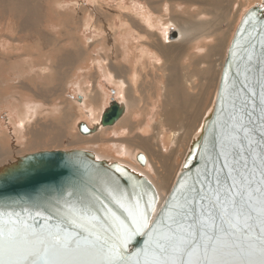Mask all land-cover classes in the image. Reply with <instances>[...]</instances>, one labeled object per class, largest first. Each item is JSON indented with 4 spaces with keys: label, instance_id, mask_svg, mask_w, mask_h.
Here are the masks:
<instances>
[{
    "label": "bare ground",
    "instance_id": "6f19581e",
    "mask_svg": "<svg viewBox=\"0 0 264 264\" xmlns=\"http://www.w3.org/2000/svg\"><path fill=\"white\" fill-rule=\"evenodd\" d=\"M41 1L0 0V16L7 20L6 33L0 28V42L8 51L5 56L0 49V86L7 82L2 71L19 79L9 85V93L0 92V115L2 109L9 113L6 125L0 120V156L18 147L55 149L49 147L69 137L72 148L90 150L97 158L117 160L145 175L157 190L159 206L180 171L191 139L213 107L214 97L209 107L208 92L212 85H218L228 47L219 23L229 18L234 0H146L145 15L135 13L134 7L123 1L111 7L104 4L105 0H92L88 8L84 2L50 0L49 7L67 15L70 23L66 25L69 18L58 25L49 23L48 29L58 28L50 29L48 37L60 36L70 25V46L46 51L39 59L20 60V54L9 55L10 51L28 48L18 38L25 39L34 32L45 37L35 29L33 17L39 14ZM239 1L237 11L248 0ZM79 25L96 32L92 45L97 53L89 56L85 65L79 46L82 41L75 34ZM172 31L176 37L170 38ZM19 32L24 33L19 36ZM79 59L82 66H77ZM103 79L116 87V101L124 104L125 112L115 124L90 135L71 131L79 132V120L88 125L98 122L109 100ZM70 89L75 94L71 95ZM139 152L146 158L144 166L136 158Z\"/></svg>",
    "mask_w": 264,
    "mask_h": 264
},
{
    "label": "snow or ice",
    "instance_id": "6c2138e0",
    "mask_svg": "<svg viewBox=\"0 0 264 264\" xmlns=\"http://www.w3.org/2000/svg\"><path fill=\"white\" fill-rule=\"evenodd\" d=\"M261 89L259 124L249 127L251 113L247 122L230 116L211 170L181 182L168 211L153 218L152 203L130 204L116 188L106 191L126 211L123 219L94 193L75 189L34 205L44 208L34 217L0 211V264H264ZM137 237L147 239L133 248Z\"/></svg>",
    "mask_w": 264,
    "mask_h": 264
},
{
    "label": "water",
    "instance_id": "95a60500",
    "mask_svg": "<svg viewBox=\"0 0 264 264\" xmlns=\"http://www.w3.org/2000/svg\"><path fill=\"white\" fill-rule=\"evenodd\" d=\"M168 36L176 37V32L172 31ZM262 68L264 0L241 14L227 47L213 107L204 117L199 133L191 139L180 171L159 206L157 190L145 175L117 160L97 158L90 150L55 148L22 153L0 163V211L19 213L25 218L34 217L36 211L44 212L43 207L34 205H43L75 189L94 193L123 219L127 213L106 191L111 188L123 193L130 204L137 200L142 207L152 203L153 218L161 210L168 211L166 204L179 201V193L175 201L171 194L181 182L192 184L198 176L203 178L205 172L211 170L215 157L221 151V130L230 116H244V122H247L245 113H251L252 124L249 127L259 124L261 85L264 84ZM252 92L256 95L253 96ZM124 112V104L111 99L97 123L88 125L79 120L76 127L83 135L91 134L103 126L115 124ZM136 158L141 166L145 165L146 158L142 152ZM145 239L137 237L132 242L133 248L141 247Z\"/></svg>",
    "mask_w": 264,
    "mask_h": 264
},
{
    "label": "rangeland",
    "instance_id": "374dc122",
    "mask_svg": "<svg viewBox=\"0 0 264 264\" xmlns=\"http://www.w3.org/2000/svg\"><path fill=\"white\" fill-rule=\"evenodd\" d=\"M49 1L50 0H42L41 1V9H40V11H39V14H37V15H35V16H33L34 17V20H35V23H36V26H35V29L36 30H40V33L41 34H43V35H45V37L44 38H41L40 36H39V34L38 33H36V32H34L33 34H31V36L30 37H25V39H21V38H18L17 39V41L19 42L20 41V43H23L24 42V45L25 44H27L28 45V48H26V46H25V49H23L22 51L21 50H18V51H10L11 53L9 54V55H19L20 54V56L21 57H19L20 58V60H21V58L23 57V58H26V57H30V58H37V59H39L38 58V56H41V54L42 53H44V52H46V51H55V50H58V51H61V50H65L68 46H70V44L72 43V39L71 40H68V37H69V34H68V30H69V28H70V25L69 26H66V27H64L62 30H61V35L60 36H58V37H55V38H53L52 40H55L54 42L51 40V38L50 37H48V36H51V34H52V31H53V29H56V28H58V27H54V28H50V29H48L47 27H46V25H48L49 23H52V24H57L58 25V23H61V22H64L67 18H69L67 15H65V14H59V13H56V11H54V9L52 10L50 7H49ZM66 1V0H65ZM67 1H71V0H67ZM66 1V2H67ZM73 1H75V2H77V3H79V4H82L83 2L86 4V6L88 7V8H90L91 7V5L93 4V2H92V0H73ZM106 2H104V4L106 3V4H108V5H110L111 7L112 6H114L115 4H117V2H122L123 1V3H125V4H127V5H129V6H132V7H134L133 8V11L135 12V13H139V14H141V15H145V14H147V12H148V7H147V2H146V0H105ZM233 0H231V2H232ZM238 1L239 0H234V2H235V4H234V6H235V8L233 9V11H231V14L229 13V18L226 20V21H224V20H222L220 23H219V26L222 28V30H223V33H224V35H223V40H224V42L226 43V45L228 46L229 45V42H230V39H231V37H232V35H233V32H234V30H235V27H236V25H237V23H238V21H239V17L241 16V14L247 9V7L248 6H251V5H254V4H258V3H260V1L261 0H248L247 2H246V4H245V6L242 8L241 7V9L239 10V11H237L236 10V8H237V5H238ZM242 1V0H241ZM241 1H239V3H242ZM251 1V2H250ZM233 2V3H234ZM46 3V4H45ZM249 4V5H248ZM247 5V6H246ZM246 7V8H245ZM36 17V18H35ZM39 17V18H38ZM33 19V18H32ZM7 22V20H6V16L5 15H1L0 16V28H1V30H2V32L3 33H6V27L4 26V24ZM34 22V21H33ZM32 22V23H33ZM70 23V18H69V22L67 21V24L66 25H68ZM117 23H118V21H117ZM230 23V24H229ZM72 26V25H71ZM73 27V26H72ZM74 28V27H73ZM76 28V27H75ZM77 29H79V30H77V32L78 33H76L75 32V34H77V36H80V40L82 41L81 42V44H79V46H80V48L82 47V55L81 56H84L83 58H84V60H83V65H85V60L87 61V59L88 58H90L91 56H93V54H96L97 53V49H96V47L95 46H93L92 44H93V41H94V39H95V37H94V33H96L92 28H89V26H82V25H79L78 26V28ZM24 32H19L18 33V35L19 36H21L22 34H23ZM74 33V32H73ZM226 33H227V36H226ZM2 34V33H1ZM15 35V34H14ZM100 36V35H99ZM98 36V37H99ZM27 39V40H26ZM40 40V41H42L43 43H41V44H39V45H37L38 44V40ZM1 40V39H0ZM25 40V41H24ZM23 41V42H22ZM66 41H68V42H66ZM71 42V43H70ZM20 43H18V46H20ZM66 43H67V45H66ZM2 44V45H1ZM4 44V42L3 41H1L0 42V49L1 50H3V52H4V54H5V56H8L7 54H8V51H7V48L5 47V45H3ZM73 45V44H72ZM91 45V46H90ZM2 47V48H1ZM85 47V48H84ZM61 48V49H60ZM55 49V50H54ZM84 49H85V51H84ZM25 50V51H24ZM23 51L25 52V53H23ZM57 51V52H58ZM227 51V50H226ZM56 52V51H55ZM86 55H85V54ZM89 54V55H88ZM225 54H226V52H225ZM81 56H80V59H83V58H81ZM90 56V57H89ZM87 57V58H86ZM19 58H16L15 60H17V59H19ZM213 58H216V55H214L213 56ZM80 59L79 60H77L76 62H79L80 61ZM25 60V59H24ZM81 62V61H80ZM77 63V64H79V65H77L76 63V65L77 66H82L81 65V63ZM88 62H90V60H88ZM222 67V66H221ZM221 69V68H220ZM6 71H2V74L4 75V78H6V80H7V82L10 80V79H12V82L10 83V84H6V83H4L3 82V84H1V86H0V88H1V90H0V92H2V93H5V94H7V93H9V89H10V86H12V83H14V81L16 82L17 80H19V79H17L14 75H12V76H10L11 74L9 73V72H6ZM9 74V75H8ZM216 75L218 74V73H215ZM214 74V75H215ZM2 78H3V76L2 75H0ZM10 78V79H9ZM11 81V80H10ZM102 82H105L106 83V81L103 79L102 80ZM87 83H88V85H91V81L88 79L87 80ZM107 84V83H106ZM214 84V83H213ZM10 85V86H9ZM108 85V84H107ZM6 86V87H5ZM217 86V85H216ZM214 87V85H212L211 86V88H210V90H209V92H208V94L210 95H207V96H209L208 98H207V102H208V104H209V107H210V103L212 102V99H213V97H214V100H215V95H216V91H217V87ZM4 88V89H3ZM104 88H105V90H108V96H109V99L111 100V99H114V100H117V96H116V87L114 86V85H108V87H105L104 86ZM8 89V90H7ZM71 91H70V93H71V95H72V93L73 94H75V90L73 89H70ZM70 95V96H71ZM75 96V95H74ZM66 98H67V96H66ZM61 99H65V97H61ZM60 100V99H59ZM209 100H210V103H209ZM209 109V108H208ZM4 111V112H3ZM8 114V115H7ZM6 115V116H5ZM7 117H9V113H8V111L6 110V109H2L1 110V115H0V120H1V122H2V125H6V123H7ZM3 118V119H2ZM75 121V120H74ZM73 123V122H72ZM199 124V123H198ZM9 125V124H8ZM71 131H75L76 133H78L79 135H83V134H80L78 131H77V129L76 130H71ZM86 135H90V134H86ZM83 136H85V135H83ZM108 136H109V134H108ZM108 136H106V137H108ZM69 141H72V140H70V138L69 137H65L64 138V140L63 141H61L60 142V146L59 145H57V146H53V147H49V148H72L73 146L69 143ZM63 144V145H62ZM74 145V144H73ZM63 146V147H62ZM84 145L83 144H78V147H83ZM19 149L18 150H16L17 148H15V150L16 151H14V152H11V153H8V154H4L5 156H3V155H1L0 156V160H2L3 159V161L2 162H5V159H11V158H13V156H15V155H19V154H22V152L23 153H26V152H32V151H36V150H40V149H42V148H39V149H23V148H20V147H18ZM45 149H47L48 148V146H46V147H44ZM21 150V151H20ZM183 149H181V151H182ZM15 153V154H14ZM19 153V154H18ZM14 154V155H13ZM118 157V156H117ZM180 161V157H178L177 158V162H179ZM174 183V182H173ZM162 191H163V193H164V195H166V192L167 191H165V189H162Z\"/></svg>",
    "mask_w": 264,
    "mask_h": 264
},
{
    "label": "flooded vegetation",
    "instance_id": "af4514ba",
    "mask_svg": "<svg viewBox=\"0 0 264 264\" xmlns=\"http://www.w3.org/2000/svg\"><path fill=\"white\" fill-rule=\"evenodd\" d=\"M110 101H111V100L109 99V100H108V103H107V105H106V106H108V104H109V102H110Z\"/></svg>",
    "mask_w": 264,
    "mask_h": 264
}]
</instances>
